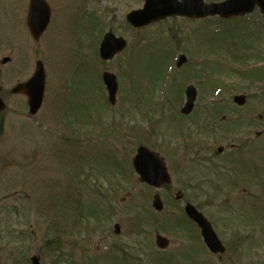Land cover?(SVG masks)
Masks as SVG:
<instances>
[{"label":"rangeland","instance_id":"1","mask_svg":"<svg viewBox=\"0 0 264 264\" xmlns=\"http://www.w3.org/2000/svg\"><path fill=\"white\" fill-rule=\"evenodd\" d=\"M47 1L50 23L35 42L25 25L28 0H0V60L10 58L0 62V96L6 105L0 113V264H29L32 254L40 256L41 264H109V250L119 247L129 260L125 263L117 252L115 264H264V216H258L264 211V185L250 189L260 198H252L254 208L242 205L222 218L217 208L197 197L195 182L187 186L177 167L185 160L180 150L185 122L179 109L184 87L193 84L196 106L218 95L217 100L231 105V95H245L243 109L252 119L251 160L264 173V68L258 77L236 71L250 73L253 66H264L260 12L223 22L218 17H172L135 31L125 14L143 0ZM170 28L179 31L177 46ZM109 29L128 44L104 62L98 45ZM180 54L186 60L177 66ZM37 59L46 71L45 99L37 114L29 116L26 97L9 89L32 74ZM104 69L117 77L115 105L106 99ZM218 77L224 81L220 85ZM216 88H221L218 95ZM108 122L115 124V132L105 147L119 156V170L105 169L97 154L103 151L100 132ZM221 127L223 133L226 127ZM216 137L214 151L226 149L230 139ZM140 143L158 151L168 169L173 168V191H159L164 203L159 213L151 207L153 189L137 181L130 163ZM94 157L98 161L92 162ZM73 168L78 171L77 191ZM178 190L213 221L226 246L223 254H211L201 243L198 230L186 220L182 200L174 198ZM101 193L111 195L109 203H103ZM114 223L120 225L117 234ZM156 232L169 238L167 249L155 246ZM55 235L62 251L51 254L44 241Z\"/></svg>","mask_w":264,"mask_h":264},{"label":"water","instance_id":"2","mask_svg":"<svg viewBox=\"0 0 264 264\" xmlns=\"http://www.w3.org/2000/svg\"><path fill=\"white\" fill-rule=\"evenodd\" d=\"M258 6L264 14V0H224L218 3H204L203 0H145L143 7L132 10L126 15V20L134 27L147 25L158 19L167 16L181 15L191 18L205 17L208 15L232 16L250 12L255 6ZM50 17V8L45 0H29L26 14V25L32 38L37 41L47 27ZM126 45L122 37H116L110 30L106 32L99 45V55L103 60H109L117 52L121 51ZM8 57L2 58L1 62L6 63ZM184 56H180L178 65L183 63ZM102 80L106 87L108 101L114 104L116 101L117 80L116 76L109 71L102 73ZM45 87V70L41 60H37L34 65V71L30 78L24 82L17 83L11 88V93H23L27 96L28 113L35 114L41 106ZM186 102L181 110L182 113H188L192 109L196 90L189 85L185 90ZM235 102L244 103L243 96H235ZM5 107L0 97V111ZM132 165L139 175L140 181L159 188L163 183L169 181L166 168L153 152L144 146H139L132 159ZM152 207L161 211L163 203L158 193L152 197ZM186 215L200 228V233L207 248L212 253H222L224 246L218 239L216 233L211 227L209 221L192 204H186L184 207ZM120 225L114 224V232L119 233ZM155 244L159 248H166L169 240L160 235H155ZM31 264H40L39 257L33 255L30 257Z\"/></svg>","mask_w":264,"mask_h":264},{"label":"flooded vegetation","instance_id":"3","mask_svg":"<svg viewBox=\"0 0 264 264\" xmlns=\"http://www.w3.org/2000/svg\"><path fill=\"white\" fill-rule=\"evenodd\" d=\"M243 108L244 105L236 104L194 105L189 114L181 115V121L185 124L180 150L184 151L185 160H182L184 164L179 163L177 167L180 168L187 186L193 187L192 181L195 182L197 197H202L209 206L217 208L222 218L227 210L238 207L242 209V205L245 208L252 206V198H260L251 195L250 189L253 185L259 184L261 188L264 185L262 170L253 169V141L250 132L252 119L248 110ZM222 125L226 130L220 133ZM221 134L226 135L230 142L225 141L226 149L219 146L214 151L216 136ZM172 169L169 170L167 166L170 177ZM171 182L168 189L173 191ZM177 192L181 193L179 190ZM196 207L215 227L203 208L200 205ZM248 238L249 234H246L245 239Z\"/></svg>","mask_w":264,"mask_h":264},{"label":"trees","instance_id":"4","mask_svg":"<svg viewBox=\"0 0 264 264\" xmlns=\"http://www.w3.org/2000/svg\"><path fill=\"white\" fill-rule=\"evenodd\" d=\"M103 195V197H102ZM101 197L103 198V203L107 204L109 203V198L111 199V195H108L106 193V196H104V193L101 194ZM108 198V200H107ZM106 199V200H105ZM65 205V204H64ZM104 205V204H103ZM105 206V205H104ZM103 206V207H104ZM109 207L108 206H105V210H107ZM57 210V207L55 208ZM138 213V212H136ZM139 217L143 218L141 216V214H139ZM52 226L56 227V222H53ZM47 233V232H45ZM57 235L53 236L52 238H49V239H46L44 241V244H45V248L47 249V251H49L51 254H56L58 251H62L61 249V246L59 244V240L58 238L56 237ZM116 251V252H115ZM117 251L118 253L121 254V256L124 258V261H126V258L128 257V253L126 252L125 249H122V248H118L117 250H113V251H110L108 252V255H107V259L111 262L115 261L117 259Z\"/></svg>","mask_w":264,"mask_h":264}]
</instances>
